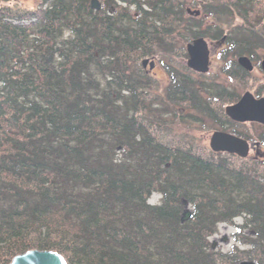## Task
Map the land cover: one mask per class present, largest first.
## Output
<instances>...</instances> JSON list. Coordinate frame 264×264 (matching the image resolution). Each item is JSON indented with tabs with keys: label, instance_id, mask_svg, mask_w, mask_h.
Returning a JSON list of instances; mask_svg holds the SVG:
<instances>
[{
	"label": "trees",
	"instance_id": "obj_1",
	"mask_svg": "<svg viewBox=\"0 0 264 264\" xmlns=\"http://www.w3.org/2000/svg\"><path fill=\"white\" fill-rule=\"evenodd\" d=\"M91 1L24 10L0 0V264L33 250L67 264H264V165L182 132L216 126L247 139L218 105L237 103L249 74L227 64L230 89L176 63L174 37L218 40L223 30L203 31L180 0H101L100 11ZM256 4L234 3L244 25L227 42L242 54L264 44ZM210 9L215 20L230 13ZM147 57L160 58L164 89L145 73ZM238 218L236 240L250 249L212 251L218 226Z\"/></svg>",
	"mask_w": 264,
	"mask_h": 264
},
{
	"label": "rangeland",
	"instance_id": "obj_2",
	"mask_svg": "<svg viewBox=\"0 0 264 264\" xmlns=\"http://www.w3.org/2000/svg\"><path fill=\"white\" fill-rule=\"evenodd\" d=\"M100 3H102L101 0H99ZM183 2V7L184 10L186 11L185 18H188V10L193 12L192 16L195 15L194 12L196 11H201V19L200 21H203V31H206L208 27H218L221 30H223L224 35H228L231 32V29L234 27H239L244 25L242 23V19L240 18L239 13L237 10L234 11V3L236 0H180ZM41 0H11V3L9 6H16L20 9L24 10H35ZM102 5V4H101ZM213 5L214 8L219 6L224 5L228 10L229 14H225L224 17L218 19H214L211 17H206L205 16V9ZM253 11L250 13V18H252V24L254 25L255 29L257 32L263 33L264 34V0H257V4L252 6ZM102 9V7H101ZM208 9V8H207ZM209 10V9H208ZM132 11V10H131ZM191 15V14H190ZM179 20L175 21L174 23L179 24ZM249 25V23H247ZM180 30V28H179ZM212 32V31H211ZM232 33V32H231ZM175 36V34H174ZM187 36V35H186ZM176 38V42H173L176 44V51L175 54L179 57L178 58V64H187L188 61V55L186 52V46L188 43H184L183 39L180 35L174 37ZM208 39V38H207ZM192 42V40H189V43ZM264 42V40H263ZM178 43V44H177ZM180 43V44H179ZM261 56L264 57V49L263 52L261 51ZM259 53V54H260ZM186 55V58L184 56ZM146 60H150V62H155V68L154 70H150L149 66L147 69H144L145 73L153 78L158 85L161 87V89H164L168 83H169V77L162 66V63L160 61L159 57H147ZM226 60V59H225ZM224 58L220 59V56L214 57L213 59V65L211 67L210 73L205 77L203 80H207L208 82L210 81H215L219 85L225 84L227 87L229 86L230 89H232L233 86L235 85H230L229 81H225V77L223 74V66H224ZM236 60V58H235ZM142 63V62H141ZM236 91L238 92L240 98L243 94L250 92L255 95V92L258 91L261 93L262 96H264V76L263 73L255 70L249 77H246L245 79L242 80V82L239 81V84L236 86ZM258 94V93H257ZM236 104V103H234ZM234 104H226L222 105L219 104L218 106L223 107V111L225 112V109L227 106L234 105ZM184 111V110H183ZM232 121V120H231ZM238 126H234L233 128L236 130H239V132H243L247 135V141L250 142L251 146V151L249 155V160H256L257 162L262 163L264 165V146L261 143V135L264 134V127L257 125V124H239L237 123ZM182 132L190 134L193 133L195 138V142L201 146L210 148V140L212 138V135L217 132V131H222L220 127L213 126L212 129L209 131H205V129L200 130L198 125H189L188 123L184 124L182 128ZM228 131H231L228 129ZM227 132V131H223ZM231 133V132H227ZM213 152V151H212ZM162 196L158 193H155L152 198L150 199L149 203L151 205H158L161 201ZM187 212L191 211V207L188 205L187 206ZM235 225L236 226H231L228 224H220L218 226V231L217 233L209 238V242L211 245L212 251L216 253H221L225 256H234V254H238V252L235 251V248L238 249L240 252L241 251H247L250 249L248 245L240 244L236 240V236L238 235V228L239 226L243 225V219L238 218L235 220ZM244 236H252V233L244 229L243 231ZM235 257H226V260H232ZM245 261H251L250 259H242L238 261L236 264H240ZM232 262V261H227V263ZM253 262V261H252ZM221 264H224L221 263Z\"/></svg>",
	"mask_w": 264,
	"mask_h": 264
},
{
	"label": "water",
	"instance_id": "obj_3",
	"mask_svg": "<svg viewBox=\"0 0 264 264\" xmlns=\"http://www.w3.org/2000/svg\"><path fill=\"white\" fill-rule=\"evenodd\" d=\"M101 7L102 5L99 0L91 1V8L93 10L100 11ZM188 13L193 14L190 10H188ZM198 14L199 12H196V15ZM187 53L189 56L187 66L190 70L201 74H206L210 71V51L205 39H196L188 44ZM238 62L243 68L249 71L253 70V66L247 58H240ZM142 66L144 69H147L149 66L152 71L155 68V62L145 60ZM262 68L264 69V62L262 63ZM225 114L235 123H256L264 125V98L257 99L252 93L247 92L236 104L227 106ZM210 148L214 153H226L235 155L241 159L248 158L251 151V146L247 140L223 131H217L212 135ZM187 206L186 204V208ZM190 215V212H186L183 220L189 219ZM10 264H67V262L57 252L33 250L15 257ZM240 264L255 263L245 261Z\"/></svg>",
	"mask_w": 264,
	"mask_h": 264
},
{
	"label": "flooded vegetation",
	"instance_id": "obj_4",
	"mask_svg": "<svg viewBox=\"0 0 264 264\" xmlns=\"http://www.w3.org/2000/svg\"><path fill=\"white\" fill-rule=\"evenodd\" d=\"M234 6V11H235V5H233ZM225 7V6H224ZM208 9H210V8H213V5H210V6H208L207 7ZM211 10V9H210ZM196 12H199V14L198 15H196ZM196 12H194L195 13V15H190L189 13H188V15L190 16V17H193V18H195V19H201V14H202V12L201 11H196ZM205 16L206 17H215V14H212V13H206L205 14ZM202 29L204 28L203 27V22H202ZM234 28H241V30H242V26H239V27H234ZM260 35H261V39H262V41L264 40V34L263 33H260ZM227 37H228V35H224V33H223V38H221V39H218V40H215V39H213V38H203V37H200V38H203V39H205L206 40V42L208 43V47H209V51H210V70H211V67H212V65H213V59H214V57H218V56H220V59L221 58H224V66H223V68L224 67H226V65L227 64H231L233 67L234 66H236V65H238L240 68H241V70H244L246 73H248L249 74V76L255 71V70H258V71H260V72H262L263 73V76H264V69L262 68V63L264 62V57H262L261 56V51L263 52V49H264V44L262 45V44H259V45H252L253 47H251L250 46V48H248L247 50H246V52H248L249 51V54H246V52L244 53V54H242V45H231V44H229L228 42H227ZM200 38H197V39H200ZM194 40H196V39H194ZM194 40H192V42L194 41ZM192 42H190V43H192ZM190 43H188V44H190ZM187 44V45H188ZM255 46V47H254ZM238 50H241L240 52V54H237V53H235V52H237ZM186 52H187V46H186ZM260 53V54H259ZM187 55H188V53H187ZM235 58H236V60H235ZM240 58H247L250 62H251V64H252V66H253V70L252 71H249V70H247V69H245V68H243L240 64H239V62H238V60L240 59ZM188 59H189V56H188ZM188 62V61H187ZM188 67V66H187ZM192 71V70H191ZM194 72V71H193ZM195 73H197V72H195ZM210 73V71L208 72V73H206V74H209ZM198 74H201V73H198ZM206 74H204V75H206ZM224 74V73H223ZM248 76V77H249ZM240 82H242V72H241V74H240ZM263 90H264V87H263ZM258 93V94H257ZM244 95V94H243ZM243 95L241 96V98L243 97ZM254 95V94H253ZM255 98H257V99H262V98H264V96H262L261 95V93L260 92H258V91H256L255 92ZM240 98V99H241ZM245 124H248V123H245ZM250 124H256V123H250ZM257 125H260V124H257ZM260 126H264V125H260ZM244 139V138H243ZM249 142V141H248ZM249 144H250V142H249Z\"/></svg>",
	"mask_w": 264,
	"mask_h": 264
}]
</instances>
